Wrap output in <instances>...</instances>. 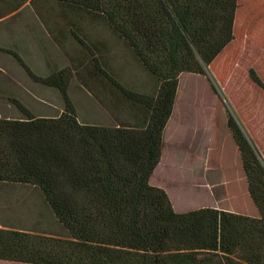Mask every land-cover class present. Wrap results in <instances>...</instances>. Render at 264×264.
I'll return each instance as SVG.
<instances>
[{"label": "trees", "instance_id": "obj_1", "mask_svg": "<svg viewBox=\"0 0 264 264\" xmlns=\"http://www.w3.org/2000/svg\"><path fill=\"white\" fill-rule=\"evenodd\" d=\"M101 13L141 64L160 82L156 98L117 86L150 116L140 128L83 125L67 95L71 72L29 78L56 89L55 118L0 119V182L30 186L69 238L0 229V260L24 264H264V163L229 113L227 128L240 153L249 197L259 216L222 210L175 213L151 186L161 133L171 115L177 77L205 75L232 40L235 0H77ZM250 80L264 91L252 72Z\"/></svg>", "mask_w": 264, "mask_h": 264}, {"label": "rangeland", "instance_id": "obj_2", "mask_svg": "<svg viewBox=\"0 0 264 264\" xmlns=\"http://www.w3.org/2000/svg\"><path fill=\"white\" fill-rule=\"evenodd\" d=\"M235 4L232 40L204 67L205 75L182 72L177 77L172 116L161 146L163 161L149 178L151 186L168 194L170 204L183 209L207 200L205 190L196 188L199 182L189 172L188 161L204 135L221 136L225 114L231 113L221 97V85L232 97L228 100L234 112L248 125L251 111L259 110L264 118V91L249 77L253 72L264 85V0H235ZM13 54L38 77L64 69L71 72L67 95L83 125L140 128L150 111L127 99L117 86L153 99L160 87L105 17L78 8L77 0H0V119L22 117L12 99L36 117H58L63 111L59 92L33 82ZM193 118L199 119L196 127L188 126ZM177 120L183 125L178 134ZM216 145L219 148V140ZM217 154L211 153L214 162ZM219 173H207L216 190L210 197H221L215 187L223 180ZM237 205L244 206L241 201ZM0 229L69 238L36 190L1 182Z\"/></svg>", "mask_w": 264, "mask_h": 264}, {"label": "crops", "instance_id": "obj_3", "mask_svg": "<svg viewBox=\"0 0 264 264\" xmlns=\"http://www.w3.org/2000/svg\"><path fill=\"white\" fill-rule=\"evenodd\" d=\"M223 97V101H225L226 108L231 112V114L235 117L238 121L240 126L242 127L243 131L259 153L261 160L264 163V118L260 116L259 110L251 111L250 115V124L248 125L247 122L242 120L235 112L231 103L229 102V98L232 100L230 94L226 92L224 87L221 85L220 87ZM224 93V94H223ZM234 112V113H233ZM171 116H169L163 130L161 133V146L163 145L164 141V133L167 129ZM191 123L188 126L196 127L197 124L195 122L199 121V119H190ZM182 120H177L175 123V132L178 134L183 128ZM250 128V132L249 129ZM195 133H199L198 131H194ZM218 138H212L211 136H203L202 144L198 147V152L194 155L192 154L190 160L188 161L189 165V172L194 174L193 178H197L199 184L196 188L205 190V194L207 196V200L203 203L197 205L196 207H192L190 209H183L182 206L179 204H174L171 201L172 208L175 213H186L189 211L199 210V209H214V210H222L229 213L240 214L245 216H250L252 218L257 217L258 213L257 210L252 203L245 182V178L243 175L242 163L240 158V153L238 148L227 128V113L225 114V120L221 126V132ZM216 140H219V148L216 145ZM215 152L216 155V162L211 158V153ZM229 153V154H227ZM162 157L160 153V160L157 166L162 164ZM156 166V167H157ZM155 170V169H154ZM235 170V174L227 173L226 171ZM221 172L218 175L223 178L219 185L215 186L218 191H220V195H215L214 197H210V195L216 191L211 187L208 183V172ZM152 175V174H151ZM195 181L191 183L194 184ZM163 190V189H162ZM166 193V192H165ZM167 194V193H166ZM168 195V194H167ZM237 201L242 202L241 207L237 205ZM251 208V209H250ZM246 210L245 212H241L242 210ZM0 264H24L18 262H11V261H2L0 260Z\"/></svg>", "mask_w": 264, "mask_h": 264}]
</instances>
